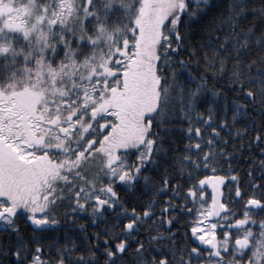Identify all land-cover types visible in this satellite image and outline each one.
Segmentation results:
<instances>
[{
  "label": "snow or ice",
  "instance_id": "1",
  "mask_svg": "<svg viewBox=\"0 0 264 264\" xmlns=\"http://www.w3.org/2000/svg\"><path fill=\"white\" fill-rule=\"evenodd\" d=\"M0 264H264V0H0Z\"/></svg>",
  "mask_w": 264,
  "mask_h": 264
},
{
  "label": "trees",
  "instance_id": "2",
  "mask_svg": "<svg viewBox=\"0 0 264 264\" xmlns=\"http://www.w3.org/2000/svg\"><path fill=\"white\" fill-rule=\"evenodd\" d=\"M181 31L183 33V25L181 26ZM201 43V38L198 35H188L186 36L185 40L182 41V44L184 46L183 50L180 52H177L176 56L173 57L174 60H179L181 57H183L185 60L188 59L187 55V49L188 48H196ZM203 49L200 50V55H203ZM175 70L178 73H183L184 75L179 76V79H183L185 75H187L188 72L192 71L193 68H195V64L191 67L187 68H181L179 64L174 65ZM168 71L166 70L164 75H168ZM197 71H199L197 69ZM195 74V72L193 73ZM211 83V81H210ZM177 111H179L177 107ZM177 129H179L180 125L179 123L176 124ZM177 135H179V132H177ZM239 140L236 141V146L239 148ZM182 146V145H181ZM259 148L253 146V148L249 149L247 147V143L245 142V148L243 150V154H238L236 159L231 161V163L239 168L241 170L247 169V166L249 163H251V157L256 156L257 160L260 158L259 155ZM247 158V159H246ZM227 167V165H225ZM59 212H63V207L58 209ZM59 225L52 227L48 232L41 233L42 236L45 237V243L47 244H62L64 240L65 233H79L80 235L90 234L92 232H95L97 230V227L92 226L91 219L88 218V214L86 212L74 216L72 218L71 224H65V217L63 215L58 216ZM22 223V222H21ZM150 223V222H149ZM86 225L83 232H80V226ZM23 226V225H22ZM179 239V237H177ZM134 247V246H133ZM55 252V248L53 247L50 252L47 253L48 256H51ZM42 255H45V253H41Z\"/></svg>",
  "mask_w": 264,
  "mask_h": 264
}]
</instances>
